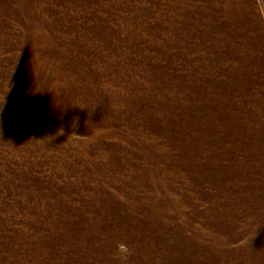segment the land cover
Returning a JSON list of instances; mask_svg holds the SVG:
<instances>
[{
	"label": "rangeland",
	"instance_id": "374dc122",
	"mask_svg": "<svg viewBox=\"0 0 264 264\" xmlns=\"http://www.w3.org/2000/svg\"><path fill=\"white\" fill-rule=\"evenodd\" d=\"M0 264H264V0H0Z\"/></svg>",
	"mask_w": 264,
	"mask_h": 264
}]
</instances>
